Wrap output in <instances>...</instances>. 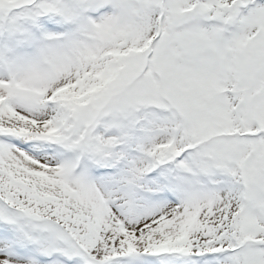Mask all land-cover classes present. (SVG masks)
<instances>
[{"label":"snow or ice","instance_id":"obj_1","mask_svg":"<svg viewBox=\"0 0 264 264\" xmlns=\"http://www.w3.org/2000/svg\"><path fill=\"white\" fill-rule=\"evenodd\" d=\"M0 264H264V0H0Z\"/></svg>","mask_w":264,"mask_h":264}]
</instances>
